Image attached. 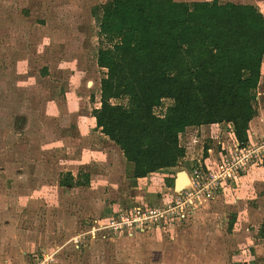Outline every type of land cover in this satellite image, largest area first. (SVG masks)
<instances>
[{"label":"rangeland","instance_id":"obj_1","mask_svg":"<svg viewBox=\"0 0 264 264\" xmlns=\"http://www.w3.org/2000/svg\"><path fill=\"white\" fill-rule=\"evenodd\" d=\"M105 1L0 0V264L230 263L246 230L231 220L264 219V166L249 169L262 196L231 204L216 197L163 242L150 235L76 237L92 220L104 219L114 201L149 203L160 192L166 195L174 172L188 170L214 142L210 129L188 127L179 135L186 157L175 168L139 183L128 176L130 166L92 127L90 113L98 105L102 74L95 63L100 43L92 11ZM219 1L264 7L260 0ZM170 103L163 99L155 112ZM96 140L112 148L109 156L95 155L90 144ZM113 150L117 158L111 161ZM67 170L72 181L60 188Z\"/></svg>","mask_w":264,"mask_h":264},{"label":"trees","instance_id":"obj_2","mask_svg":"<svg viewBox=\"0 0 264 264\" xmlns=\"http://www.w3.org/2000/svg\"><path fill=\"white\" fill-rule=\"evenodd\" d=\"M92 15L96 62L105 69L92 115L121 150L129 177L176 166L189 126L229 122L246 139L264 55V16L255 4L107 0ZM163 99L171 103L157 114Z\"/></svg>","mask_w":264,"mask_h":264},{"label":"built area","instance_id":"obj_3","mask_svg":"<svg viewBox=\"0 0 264 264\" xmlns=\"http://www.w3.org/2000/svg\"><path fill=\"white\" fill-rule=\"evenodd\" d=\"M224 124L219 126L221 131L217 133L210 128L209 136L214 142L208 144L185 170L188 182L181 190L174 191L171 186L170 191L160 195L156 202L135 200L118 204L104 219L92 220L87 230L79 232L76 237L121 238L155 232L169 239V233L186 223L220 192L235 186L249 168L264 166V133L252 137L246 131V139L239 141L231 123ZM74 240L76 243L77 239Z\"/></svg>","mask_w":264,"mask_h":264},{"label":"crops","instance_id":"obj_4","mask_svg":"<svg viewBox=\"0 0 264 264\" xmlns=\"http://www.w3.org/2000/svg\"><path fill=\"white\" fill-rule=\"evenodd\" d=\"M256 2H258V1H256ZM259 2H262V4L264 5V0H260ZM259 2H258V4L261 5ZM243 3H251V2H243ZM253 3L254 2H252V4ZM260 11L262 12V14L264 16V7L263 6H262V8H260ZM98 48H99V46H98ZM96 53H97V50H96ZM95 63H96V66L98 67V69H100L99 71H102V74H100L97 77L98 78V82H97L98 85L96 83H94V84H96V86L99 87V99H98V105L94 106L93 108H97L100 105V79L105 72V69L99 67L97 65V62H95ZM92 83L89 82L88 85H91ZM89 97H93L92 94ZM255 99H256V114L248 122V128H247V133H250L252 135V137L257 136L261 133H264V55H263L262 64H261V73H260L259 81H258V84L256 87ZM92 109L90 112L91 113V120L93 123L92 127H94L103 136L107 137L106 135H104L99 130V128L96 127L95 117L92 115ZM224 125H225L224 123H218V124L217 123H211V124H205V125H200V126H189V128L195 127V128L204 129V130L211 128L215 133H217L218 131H221L220 127H223ZM216 127L219 130L215 129ZM107 139H108L107 141L109 143L110 142L113 143V145L119 150L121 157L124 159L122 152L119 149V147L113 141H111L108 137H107ZM209 139H211V138H209ZM179 142H180V139H179ZM90 147L93 148L95 155H99L101 152L103 154V152H105L109 156V150L112 149L111 147L106 148L104 146H101L98 140H96V143L93 142V144H90ZM112 153L109 157L111 161H112V158H117V153L115 152V150H113ZM185 153H187V152L185 151ZM171 168H175V166L169 167V168H162V169H171ZM162 169H159V170H162ZM159 170H156V171H159ZM66 173H70L73 176V171H71V170H67ZM176 175H177V171L175 172L174 175L171 176V179H169L170 181H172V183H174ZM262 175H264V172L262 173ZM148 176L149 175L134 178V180H136V182L139 183L140 181L145 180L146 178H149ZM249 176H250V172L248 170L243 176H241L239 178L238 183L235 186L231 187L228 190L220 192L216 197H223L224 199H226V201H228L231 204L233 202H235V203L238 202L242 197H246V199H252V198L257 199L258 197L262 196V192L260 190H258L255 186L256 182H254V180L252 178H249ZM73 182H75V181H73ZM261 182H264V180L262 179ZM77 184H81V183H77ZM65 186H68V185H59L60 188L65 187ZM171 186H173V185H171ZM142 188L143 187H140V190ZM148 190L151 191L152 194L156 193V192H154L155 190H152L149 186H148ZM145 191L146 190H144V191L142 190L140 192V194L145 193ZM255 191H256V193H253ZM137 195H139V194H137ZM159 195H160L159 193L155 197L151 195L152 198L154 197V199L151 202H156L159 198ZM212 200L206 202L202 207L209 204ZM128 202H131V201H128ZM118 204L125 205V203L118 200V201H114L112 203L113 207L112 206L111 207L114 208ZM241 218H242L241 221H239L238 218H236V219L233 218L231 220V226L233 224V226L235 227V225L237 224L239 229H241L242 227H246V230H244V228H242V230H241L242 232L240 233L241 235H243V236H241V243L242 244H240V243L238 244V248H237L238 250H236V252L233 253V255H232V260H231L232 262L226 263V264H264V219L262 221L259 220L257 222L256 220H252L250 217L244 218V216H243ZM236 221H237V223H236ZM251 227H254V228H251ZM137 235H141V236L150 235V237L156 238L159 241H162V238L164 237L161 234L151 232V233H136L130 237H121V238L132 239ZM164 238L166 239L167 237H164ZM111 239H119V238H111ZM242 239L243 240L245 239V241H242Z\"/></svg>","mask_w":264,"mask_h":264},{"label":"water","instance_id":"obj_5","mask_svg":"<svg viewBox=\"0 0 264 264\" xmlns=\"http://www.w3.org/2000/svg\"><path fill=\"white\" fill-rule=\"evenodd\" d=\"M188 182L187 173L185 170H181L177 173L174 183H173V189L174 191L181 190L185 184Z\"/></svg>","mask_w":264,"mask_h":264}]
</instances>
